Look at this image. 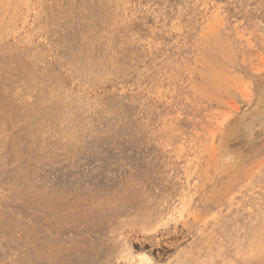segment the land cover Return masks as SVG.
<instances>
[{
	"label": "rangeland",
	"instance_id": "rangeland-1",
	"mask_svg": "<svg viewBox=\"0 0 264 264\" xmlns=\"http://www.w3.org/2000/svg\"><path fill=\"white\" fill-rule=\"evenodd\" d=\"M0 264H264V0H0Z\"/></svg>",
	"mask_w": 264,
	"mask_h": 264
}]
</instances>
